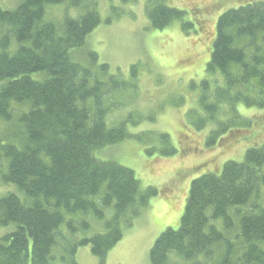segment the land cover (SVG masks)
I'll return each instance as SVG.
<instances>
[{
    "label": "trees",
    "instance_id": "1",
    "mask_svg": "<svg viewBox=\"0 0 264 264\" xmlns=\"http://www.w3.org/2000/svg\"><path fill=\"white\" fill-rule=\"evenodd\" d=\"M66 1L79 6L84 0H21L11 10L0 5V118L12 119V101L30 103L29 112L20 118L27 134L25 149L0 142V157L9 159L2 180L35 199L28 205L14 193L0 197V227L16 225L0 238V264H52L56 257L52 249L59 237L64 238L60 230L66 221L62 210L73 217L67 221L73 233L78 226L90 229L87 220L80 221L74 215L93 213L105 219V232L72 242L66 239L72 264H77L75 256L86 245L103 261L123 239L124 227L132 225L138 208L160 192L154 187L143 191L132 169L94 155L130 136L126 121L108 127V109L103 105L111 86L123 88L126 83L110 75L109 83L96 80L91 84L98 53L89 51L90 66L73 55L74 50L86 46L88 35L99 25L96 10H88L78 19L66 17L63 35H58L53 23L44 21L47 4ZM237 1L238 6L221 13L213 26L206 68L208 74L220 71L225 82L220 86L216 80L215 90H205L200 102L209 112L207 120L218 123L206 146L218 150L217 155L239 142H244L241 154L247 149L243 160L229 159L221 171L215 167L192 180L181 222L157 238L150 250L152 264H171L173 253L193 264H264V250L258 245L264 241V208L253 207L254 203L250 206L258 209L256 213L236 208L247 205L264 186V137L259 140L264 114L257 119L245 118L237 107H264V0ZM191 10L202 14L199 8ZM146 13L156 29L166 28L186 14L163 0H148ZM203 19L196 21L199 29ZM186 26L193 23L186 22ZM99 70L108 74L110 66L101 63ZM136 70L137 65H133L134 74ZM203 85L204 89L210 86L208 81ZM176 151L172 148L164 153L173 155ZM190 151L187 148L184 153ZM207 162L205 159L194 170ZM112 206L114 216L106 220L105 210ZM233 215L240 217L239 229L231 231L233 237L211 223L212 219H223L231 227ZM202 255L205 259L200 260Z\"/></svg>",
    "mask_w": 264,
    "mask_h": 264
},
{
    "label": "rangeland",
    "instance_id": "2",
    "mask_svg": "<svg viewBox=\"0 0 264 264\" xmlns=\"http://www.w3.org/2000/svg\"><path fill=\"white\" fill-rule=\"evenodd\" d=\"M163 2L186 12L183 19H176L163 29L152 27L146 13L148 0H84L79 6L66 1L45 6L44 21L53 23L58 35L64 34L63 21L66 17L78 19L88 10L99 13L100 23L88 35L86 46L74 50L73 55L83 65L90 66L89 51L98 53L91 84L96 80L109 83L110 75L126 83L123 88L111 86L104 95L103 105L108 109L105 116L108 127L126 121L130 136L95 151L94 155L101 160H112L132 169L141 181L143 191L149 187L160 191L149 198L146 206L138 208L131 221L132 225L124 227L123 239L105 260L95 256L91 247L86 245L79 248L75 256L77 264H152L150 250L157 238L168 227H177L181 222L192 180L209 170H215V167L221 171L229 159L243 160L247 149L241 154L244 142L237 143L225 154L217 155L218 150L209 149L206 146L207 137L218 123L213 119L207 120L209 112L200 102L205 90H215L213 86L216 80L220 86L225 82L220 71L208 74L206 68L211 54L213 26L218 16L228 8L238 6V1ZM20 3L21 0H0L1 7L8 10L15 9ZM193 8L201 9L202 14H193ZM200 17L204 19L199 29L196 21ZM189 21L193 23L192 27L186 26ZM101 63L110 66L108 74L99 70ZM133 65H137L135 74L132 71ZM203 81H208L210 86L204 89ZM2 84L0 82V87ZM253 95L249 93V96ZM90 101L94 102L93 99ZM237 107L238 113L245 118L257 119L264 114V107L244 104H238ZM10 109V121L0 118V142L25 149L27 134L20 118L29 112L30 103L12 101ZM203 120L204 125H200ZM263 137L264 130L259 140ZM172 148L177 150L173 155L164 153H169ZM187 148L191 151L184 153ZM205 159L208 161L206 166L195 171L194 168ZM45 160L49 161L47 157ZM8 164L7 157H0V197L14 193L31 205L35 200L33 197L27 196L17 185L2 180V175L8 171ZM40 198L44 202L43 197ZM252 203L253 207L259 205L264 208V186L259 195L255 194L247 205L236 208L242 209V212H258V209L251 208ZM234 210H230V215ZM62 212L66 221L60 230L65 239L59 237L58 244L53 247L52 255L56 257L51 261L52 264H72L68 253L69 242L105 232V219H99L93 213H79L74 218L87 220L90 229L84 231L78 226L80 229L73 233L67 225V221L73 217L65 210ZM114 213L113 206L107 208L106 220L111 219ZM211 223L226 236L233 237L231 231L234 227L239 229L240 217L233 215L231 227H227L223 219H212ZM15 229V224L1 226L0 238ZM258 245L264 250V241L258 242ZM172 256L171 264H193V261L181 260L175 253ZM203 259L204 255L200 257V260Z\"/></svg>",
    "mask_w": 264,
    "mask_h": 264
}]
</instances>
